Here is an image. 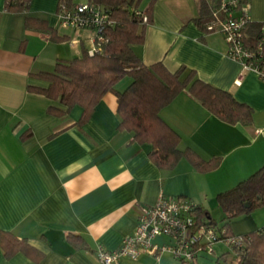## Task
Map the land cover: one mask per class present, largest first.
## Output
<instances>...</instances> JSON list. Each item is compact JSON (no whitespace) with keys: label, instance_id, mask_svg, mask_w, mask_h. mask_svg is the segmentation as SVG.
Wrapping results in <instances>:
<instances>
[{"label":"crops","instance_id":"crops-1","mask_svg":"<svg viewBox=\"0 0 264 264\" xmlns=\"http://www.w3.org/2000/svg\"><path fill=\"white\" fill-rule=\"evenodd\" d=\"M249 1L252 21L264 20V0ZM58 2L30 0L26 11H10L0 0V236L6 232L28 245L6 256L0 238V264H101L97 248L117 247L134 232L142 207L160 194L189 198L213 216L222 213L216 194L264 164V135L257 131L264 128V79L227 55L220 32H205L197 24L199 0H156L144 40L133 49L146 64L162 60L171 70L193 69L198 78L252 107L250 123H229L184 88L161 108L160 115L180 135L179 147L206 160L218 158L216 166L198 170L181 156L173 167H159L149 156L152 144L119 127L111 91L82 122L79 105L61 116L50 112V105H62L31 88L47 85L38 74L92 45L88 28L60 26ZM51 29L64 39H52ZM129 81L124 77L115 87L123 89ZM262 222L264 217L244 214L230 226L241 234ZM152 241L161 245L171 239L160 234ZM227 251L218 241L213 254L199 253L196 264H219L221 254L226 263H235ZM116 264L181 261L160 249Z\"/></svg>","mask_w":264,"mask_h":264},{"label":"trees","instance_id":"trees-1","mask_svg":"<svg viewBox=\"0 0 264 264\" xmlns=\"http://www.w3.org/2000/svg\"><path fill=\"white\" fill-rule=\"evenodd\" d=\"M102 4L110 19L102 30V40H98L96 49L90 53L82 46L81 53L70 59L58 60L53 70L38 74L46 86H32L35 91L57 100L62 107L50 105L48 110L56 115H65L74 105L82 107L78 122L86 120L96 102L108 91L116 96V111L120 117L119 127L133 133L138 142H149L152 149L150 158L159 167L171 168L181 156H185L198 170H207L217 165L218 158H202L192 148L179 147L180 135L160 115L161 108L169 103L184 88L197 98L213 114L229 123L248 124L252 121L253 109L239 101L228 90L215 86L198 78L193 69L180 65L175 70L169 69L162 60L146 64L133 49L135 43L144 40V29L151 22V10L156 0H87ZM62 2L59 0L58 7ZM30 0H5V8L10 11H26ZM218 0H199L197 24L205 31L213 8ZM57 7V8H58ZM260 22L249 21L245 27L246 38L251 40L256 35ZM252 33V34H251ZM52 39L61 40L54 29L50 30ZM128 77L129 83L123 89L116 84ZM191 200V199H190ZM216 201L221 208L223 224L219 226L207 211L194 203L195 216L214 227L215 241L231 236L230 221L248 213L256 206L264 205V164L233 186L216 194ZM242 245L226 246L232 253L233 264H264V226L241 233ZM1 242L6 256L17 248L28 247L24 240L11 239L6 232L1 233ZM224 243V242H223ZM181 264H196V258ZM221 254L216 257L219 264H230Z\"/></svg>","mask_w":264,"mask_h":264},{"label":"built area","instance_id":"built-area-1","mask_svg":"<svg viewBox=\"0 0 264 264\" xmlns=\"http://www.w3.org/2000/svg\"><path fill=\"white\" fill-rule=\"evenodd\" d=\"M249 0H218L213 8L209 29L220 32L227 46V55L240 62L244 69L255 71L264 79V20L254 38H246L245 27L251 21ZM60 26L65 28H88L92 32V53L102 30L110 22L107 9L99 3L62 2L57 8ZM264 135V128L257 130ZM194 203L184 196L160 194L156 202L144 206L136 222L134 232L124 236L117 247L107 249L99 246L96 256L101 264H116L121 258H137L143 252L156 253L166 249L175 258L185 262L195 260L196 254L204 250L213 252L214 227L195 216ZM165 234L171 242L158 245L153 237ZM227 246L242 245L240 234L222 239Z\"/></svg>","mask_w":264,"mask_h":264},{"label":"rangeland","instance_id":"rangeland-1","mask_svg":"<svg viewBox=\"0 0 264 264\" xmlns=\"http://www.w3.org/2000/svg\"><path fill=\"white\" fill-rule=\"evenodd\" d=\"M85 1H87V0H85ZM145 3H142V5H144ZM248 214H254V216H260V217H264V205H259V206H256V207H254L253 209H251L248 213H246L245 215H248ZM221 217H222V213L220 212V213H218V214H216V215H213V218H215V220H216V222H217V224L219 225V226H221L222 224H223V220L221 219ZM231 222L232 221H230V224H231ZM262 223H264V222H262ZM261 226H264V224H262ZM261 226H259L258 228H260ZM231 227V226H230ZM258 228H256V229H258ZM231 230H232V227H231ZM233 232V231H232ZM235 234H237V233H235ZM160 235V234H159ZM165 235V234H164ZM154 238V237H153ZM209 260L210 261H214V255L212 256H209ZM214 262H216V261H214Z\"/></svg>","mask_w":264,"mask_h":264}]
</instances>
